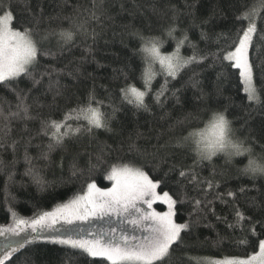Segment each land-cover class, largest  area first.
I'll use <instances>...</instances> for the list:
<instances>
[{
  "label": "trees",
  "instance_id": "trees-1",
  "mask_svg": "<svg viewBox=\"0 0 264 264\" xmlns=\"http://www.w3.org/2000/svg\"><path fill=\"white\" fill-rule=\"evenodd\" d=\"M256 0H104L105 14L100 22L92 23L97 36L85 40L77 36L75 43L69 45L62 55L55 59L41 57L40 68L51 65L63 69L53 75L52 79L59 80L52 92L47 91L48 78L41 85L32 89L28 94L27 103L31 105V114L44 118L60 119L67 108L75 107L85 102L90 92L97 99L105 102L102 111L108 113L111 131L98 130L92 136L66 141L64 147L49 150V139L39 134L40 120L31 121L11 120V132L0 137L10 145L18 141L16 151L10 146L0 148V225L12 223L8 208L11 207L21 219H32L43 212H49L61 204L67 203L76 195L86 192L87 183L95 182L98 187L106 188L111 181L106 177L110 165L117 167L123 164L130 166L144 165L146 170L156 178L164 176L165 168L158 172L152 168L151 157H143L129 150V143L135 141L141 149L152 151L153 144H164L170 137L187 135L193 127L203 128L207 123L208 114L205 109H227V116L234 121L243 138L249 129L258 143L253 145L255 153H264V110L249 107L243 85L240 83L238 70L232 68L222 57L234 47L237 40V30L241 22L236 20L247 7ZM11 3V11L15 15L13 27L22 24L32 26V15L41 14L39 28L45 29L68 28L77 7L91 8L92 0H3V6ZM264 15V14H262ZM175 27V39L168 35L169 27ZM246 26V22H244ZM258 28L264 29V20H258ZM139 34L145 37H158L162 42V54L175 51L177 41L187 36L180 48L184 57L193 55L206 57L202 62L193 63L180 71L172 79L160 74L158 64L154 65L157 73L152 81V91L146 96L148 111H137L127 103L121 102L120 89L127 84H134L143 90L141 79L143 53L140 52L142 41ZM203 34V38H202ZM58 52L56 38L41 45ZM195 46V48L193 47ZM91 51H88V48ZM256 48L250 49V58L256 69L257 85L264 84L260 79L264 71V41ZM162 86L167 90L160 96L157 103L155 96ZM31 82L21 79L18 88L28 89ZM57 87L62 95L53 100ZM17 98L15 92L0 87V106L4 112L15 111ZM111 107H107L108 104ZM113 108L115 112L113 113ZM188 114H199L203 122L185 120ZM247 121V124H245ZM4 121L0 119V128ZM25 124L27 131H25ZM143 133V137H138ZM159 137V141H157ZM176 153L175 160L183 164H191L190 154L180 149H168ZM25 152L31 158V165L25 160ZM48 154V159L42 158ZM103 155L106 163L89 172V160L95 163L96 155ZM63 158V167L59 162ZM247 155L236 157L231 165L225 164L223 157L214 158L217 171L227 170L220 191L239 186H251L246 178L235 179L236 169L247 163ZM83 169L82 174L72 176L73 162ZM29 167L39 175L42 183L37 184L34 176L26 174ZM209 167H205L203 175L208 176ZM9 176L12 177L9 180ZM220 179V177H217ZM176 177L171 176L164 181L162 189L170 191L174 198H181V189L175 183ZM7 185V188H6ZM260 192H247L238 200L239 206L254 218H261V213L248 207L249 197H257L264 201V181L258 182ZM192 193L190 192V195ZM163 210L164 206L157 205ZM218 215H226L232 219L231 206L216 203ZM192 207L189 202L177 205L176 222L184 223L189 219ZM195 219V217H193ZM207 225V226H206ZM257 231L261 229L257 226ZM184 245L173 246L175 251L168 264H195L189 258L245 257L258 251L255 237H249L250 243L245 246L239 243L241 233L233 232L224 222L217 221L209 215L198 225H193L187 233H182ZM5 264H108L100 258H92L78 249L69 246L52 244L45 239L33 241L14 254Z\"/></svg>",
  "mask_w": 264,
  "mask_h": 264
},
{
  "label": "snow or ice",
  "instance_id": "snow-or-ice-1",
  "mask_svg": "<svg viewBox=\"0 0 264 264\" xmlns=\"http://www.w3.org/2000/svg\"><path fill=\"white\" fill-rule=\"evenodd\" d=\"M42 12L41 8L40 14L32 15V26L22 24L19 28L13 27L15 15L11 11V3L4 7L3 0H0V87L15 92L17 98L15 111L10 107L5 113L0 106V119L4 121L0 132H3L4 136L11 132L12 119L23 121L39 119V134L48 137V148L52 150L55 147H64L66 141L92 136L98 130L111 131L112 117L102 111L106 106L105 102L97 99L94 92L89 93L85 102L67 108L60 119L33 116L30 111L31 105L27 103L28 94L41 85L45 77L48 78L47 91L52 92L54 85H59L58 79L55 81L52 79L53 75L63 72V69L58 70L51 65L41 69V57L55 59L57 54L62 55L69 45L75 43L77 36L95 41L97 33L92 23H99L101 16L105 14L104 0H92L91 8L81 10L78 6L74 16L66 17L70 21L69 27L59 30H40ZM262 14L264 0H256L251 7L245 8L236 16V20L241 22V27L236 33L237 40L222 59L238 70L248 106L264 110V84L257 85L256 69L259 66L254 65L250 58V49L255 47L259 51L258 44L264 41V29L258 28V20H264ZM175 31V27L172 26L168 29V35L173 39ZM139 36L142 41L140 52L144 54L142 60L146 65L141 73L143 90L134 84L125 85L120 89L121 102L131 105L137 111H148L146 96L152 91L151 84L157 74L154 71L155 64L160 65V74L165 76L166 85L168 77L175 79L181 70L193 63L202 62L206 57H198L195 51L189 57L180 54L181 46L188 39L186 35L177 41L175 51L167 55L162 54V42L158 37H145L142 34ZM52 38H56L57 53L41 46ZM87 50L91 51V48ZM21 79L29 80L31 87L26 90L19 89ZM260 79L264 81V71L261 72ZM166 90V86H162L160 92L156 94L157 103L161 102L160 96ZM60 95L62 92L57 87L53 100ZM111 106L110 103L107 105ZM204 112L208 116L203 128L197 125L187 135L170 137L164 144H153L152 151L141 149L135 141L129 143L130 151H135L143 157H151L152 168L155 171L158 172L166 166L163 177L156 178L144 165L123 164L119 167L110 165L106 177L112 182L110 188L102 189L95 182H89L83 194L76 195L53 211L43 212L31 220L19 218L9 207L14 226L0 227V237L5 240L0 264H5L14 254L37 239L78 249L87 256L100 258L108 264H168L175 251L173 246L184 245L182 233L189 232L193 225H198L209 215L215 217L217 221L224 222L233 232L239 231L242 234L240 244L247 246L250 243L249 237H255L259 250L245 257H224L220 260L200 257L189 260L194 259L195 264H264V201L258 200L257 197H249L248 207L261 213V218L247 214L238 203L239 198L247 192H260L257 185L259 181H264V153L254 152L253 145L258 143V140L252 135L251 129L241 138L238 134L240 130L234 126V121L228 118L226 108L224 110L208 108ZM185 120L203 122L204 117L199 114H188ZM24 130L27 131L26 124ZM143 136V133H138V137ZM17 143L18 141L13 140L8 145L6 140L0 137V148L10 146L13 153L16 151ZM261 147L264 148V145ZM170 148L190 154L192 163L186 165L177 162L176 153L169 151ZM244 155L248 157L247 163L236 169L235 179L246 178L251 182V186L242 184L235 189L220 191L221 184L226 182L227 170L217 171L214 158L223 157L225 164L231 165L234 158ZM42 158L47 160L48 154L44 153ZM25 160L31 165V158L27 152ZM3 163L0 161V164ZM104 163L106 161L103 155L97 154L95 163L89 160V172ZM59 166L63 167V158ZM205 167L210 168L208 176L203 175ZM82 173L83 169L78 168L74 160L72 176ZM26 174L33 175L37 184L42 183L32 167H29ZM171 176L176 177L175 183L181 189L179 199L174 198L170 191L162 189L164 181ZM11 179L9 176V180ZM184 202L191 204L192 212L189 213L187 221L177 223L175 219L177 205ZM217 202L231 206L233 209L231 220L226 215L217 214L215 207ZM156 204L165 206L167 210L157 211L153 207ZM113 218L119 220V225L113 226ZM92 220H107L109 222L107 231L89 230L87 238L71 234L45 235L55 232L59 223L73 225L76 222L87 223ZM257 226L261 229L260 232L257 231ZM21 233H24L23 238L15 241L9 239L8 234L20 237Z\"/></svg>",
  "mask_w": 264,
  "mask_h": 264
},
{
  "label": "rangeland",
  "instance_id": "rangeland-1",
  "mask_svg": "<svg viewBox=\"0 0 264 264\" xmlns=\"http://www.w3.org/2000/svg\"><path fill=\"white\" fill-rule=\"evenodd\" d=\"M111 186H112V182H111V185L109 187L102 188V189H107V188H110ZM157 205H160V204H156V205L153 206L154 208H156L157 211H166L167 210L165 206H164V209L161 210V209L158 208ZM53 210H51V211H53ZM51 211H49V212H51ZM25 220H31V219H25ZM108 223L109 222L107 220H105V221L92 220V221L87 222V223L76 222L73 225H66V224H63V223H59V224L56 225V231L55 232L46 233L45 235H61V234L67 235V234H71L73 236L80 235V236H84L85 238H87V234H88L89 230L99 232L100 230L103 229V230L107 231ZM119 223H120L119 220H117L116 218L112 219V224H113L114 227L119 225ZM9 226H14V221L12 223H10V224L0 225V227H9ZM125 227H130V226L125 225ZM29 234H30V230H29ZM118 234L119 233H117V235ZM8 235H9V239L11 241H15V240H19V239L23 238L24 233H21L20 237H13L10 234H8ZM37 240H40V239H37ZM37 240H35V241H37ZM4 243H5V240L2 237H0V256L3 255V245H4ZM209 259L220 260V259H216V258H209Z\"/></svg>",
  "mask_w": 264,
  "mask_h": 264
}]
</instances>
